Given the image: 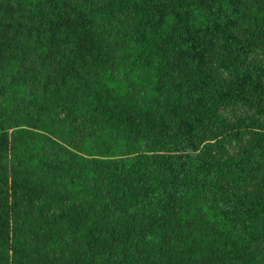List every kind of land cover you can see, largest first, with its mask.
<instances>
[{
    "label": "trees",
    "instance_id": "16d2710c",
    "mask_svg": "<svg viewBox=\"0 0 264 264\" xmlns=\"http://www.w3.org/2000/svg\"><path fill=\"white\" fill-rule=\"evenodd\" d=\"M263 52L264 0H0V264H264Z\"/></svg>",
    "mask_w": 264,
    "mask_h": 264
},
{
    "label": "rangeland",
    "instance_id": "374dc122",
    "mask_svg": "<svg viewBox=\"0 0 264 264\" xmlns=\"http://www.w3.org/2000/svg\"><path fill=\"white\" fill-rule=\"evenodd\" d=\"M257 58H264V52L263 53H259L258 55H257ZM235 143L234 142H232L230 145H229V148L230 149H233L234 147H235Z\"/></svg>",
    "mask_w": 264,
    "mask_h": 264
}]
</instances>
